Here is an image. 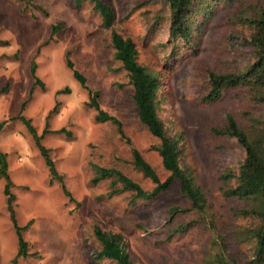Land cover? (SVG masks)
I'll use <instances>...</instances> for the list:
<instances>
[{
    "label": "rangeland",
    "instance_id": "obj_1",
    "mask_svg": "<svg viewBox=\"0 0 264 264\" xmlns=\"http://www.w3.org/2000/svg\"><path fill=\"white\" fill-rule=\"evenodd\" d=\"M102 1L113 10L112 28L135 42L137 62L159 74L158 118L167 134L180 135L179 163L202 187L208 208L204 215L188 209L190 203L180 194L177 180L152 199H133L131 191L111 193L109 178L91 182L96 165L119 170L149 191L154 184L133 167L131 149L160 181L169 174L153 149L158 139L136 116L132 88L114 58L109 29L100 26L89 0H0V121L5 122L0 151L6 155L14 219L23 227L27 252L25 258L12 261L17 242L0 177V264H116L96 259L100 245L92 233L95 225L118 232L134 264H202L215 232L223 236L237 263L253 259L246 238L262 220L241 214L243 203L223 195L234 185L227 175L236 174L244 151L234 139L215 135L211 128L227 112L241 119L264 118V107L243 106L234 92L210 103L200 100L208 70L245 63L244 57L230 55L232 41L226 39L230 30L223 11L215 8L205 24L199 16L200 30L193 33L196 53L183 52L173 59L166 58L170 45L162 47L168 38L167 6L157 0ZM161 8L164 19H153ZM66 51L72 68L83 76L84 87L66 68ZM31 60L41 85L32 84ZM64 88L68 92L56 93ZM88 91H97L99 108L119 121L121 133L109 121H94ZM22 101L21 114L40 136L69 195L50 179L27 128L12 119ZM171 207L188 210L169 216Z\"/></svg>",
    "mask_w": 264,
    "mask_h": 264
},
{
    "label": "trees",
    "instance_id": "obj_2",
    "mask_svg": "<svg viewBox=\"0 0 264 264\" xmlns=\"http://www.w3.org/2000/svg\"><path fill=\"white\" fill-rule=\"evenodd\" d=\"M22 1V0H16ZM78 2L81 0H77ZM92 3V10L100 18V26L109 29L110 43L113 49L114 58L119 61L122 69L126 71L128 82L132 88V100L136 108L138 120L147 128V131L158 143L153 146L157 152L161 166L169 174L160 181L153 168L141 157L139 152L131 149L132 165L147 177L154 186L145 191L140 186L124 175L119 170L93 166L94 176L91 182L103 179H111L109 182L110 192L119 193L131 191L133 199H152L160 192L164 191L172 180H177L180 194L186 198L190 207L199 215H204L208 208V203L204 191L197 183L186 166L179 163L182 152L179 143L180 135H169L165 132L162 121L156 112V94L160 88V78L157 71L139 64L136 60L137 50L135 42L129 37H123L112 28L114 13L111 6L102 0H89ZM167 6V15L164 17L168 21V38L162 47L170 45L173 59L179 58L183 52L196 53L197 44L193 40V33L199 29V16L207 23L208 17L218 8L223 11V19L228 23L229 33L227 40L232 41L231 56L244 57L243 66L234 65L231 69L221 71L208 70L206 74V84L204 94L200 100L204 103L214 102L226 93L234 92L239 99L242 98L243 106L255 108L264 107V0H157ZM161 13V14H160ZM160 13L155 14L153 19H164L165 11L161 8ZM232 29V30H231ZM55 26L51 27V34ZM181 45V46H180ZM177 50H182L176 52ZM69 53L65 52V66L71 71L72 78L84 87L83 76L72 68V63L68 59ZM29 72L33 79V85H41L40 80L35 75V62L29 63ZM3 89V88H2ZM67 88L57 90L56 93H66ZM97 91H88L89 101L87 105L95 111V122L109 121L116 126L119 133L120 123L113 116L99 108L95 98ZM25 101L19 106V111L12 119L20 120L27 128L35 146L37 147L48 168L50 179L57 180L63 193L69 195L62 183L61 175L57 174L52 161L47 155V149L40 142V136L30 125L29 120L22 114ZM245 112H243V115ZM236 118L231 112H227L219 125L211 128V132L218 136L232 138L243 149L244 156L237 166L235 175L232 176L234 185L225 189V198H233L243 203L240 213L243 215L257 217L262 220V225L249 232L246 240L250 242L248 249L251 251L253 259H246L244 264H264V118L251 116L246 118ZM5 122L0 121V130ZM63 129H59L61 132ZM4 152L0 151V177L3 178L2 193L5 196V205L9 219L12 223L17 242V249L12 259L27 256L26 243L21 237V230L15 223L12 201L14 195L10 193L12 182L7 173V161ZM120 183V187H115ZM187 208L171 207L168 210L169 216L176 213L185 212ZM92 233L100 247L95 253L96 259H108L116 264H134L130 259L125 243L118 232L105 231L98 226H93ZM227 245L223 236L219 232L214 233L210 241L209 249L202 257V264H240L228 254ZM230 257H229V256Z\"/></svg>",
    "mask_w": 264,
    "mask_h": 264
}]
</instances>
